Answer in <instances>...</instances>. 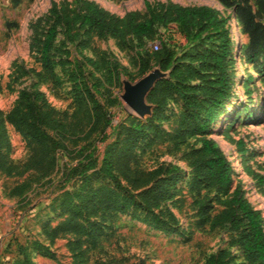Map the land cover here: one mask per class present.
<instances>
[{
	"label": "rangeland",
	"instance_id": "rangeland-1",
	"mask_svg": "<svg viewBox=\"0 0 264 264\" xmlns=\"http://www.w3.org/2000/svg\"><path fill=\"white\" fill-rule=\"evenodd\" d=\"M92 1L120 20H124L128 13H133L137 19L146 17L144 1L154 10L168 2L190 7L208 5L226 18L222 25L231 41L228 64L232 96L219 110L218 117L205 135L213 139L231 162L233 185L226 191L201 188L200 193L213 197V214L224 207L222 202L232 195L235 186H239L244 196L264 216V54L253 63L243 62L241 49L247 42V35L231 16V8L223 7L219 0ZM52 3L64 13L80 9L76 0H0V109L4 111L16 102L21 90H28L43 93L45 101L59 114L65 111L70 114L74 102L67 73L73 64H82L80 76L90 86L95 78L104 80L101 57L107 60L112 54L118 70L135 80L141 74L143 60L156 65L164 46L173 49L177 55L189 46L185 35L174 23L156 25L151 36L139 40L129 35L130 48L121 47L110 35L87 37L78 30L70 39L69 35L59 31L53 46L54 60H61L55 63V82L39 75L41 40L52 18ZM154 41L161 45L159 51H153ZM236 43L237 53L233 49ZM92 91L108 112L110 123L103 125L101 122L86 139L77 142L65 140L64 147L53 151L55 159L51 165L45 163L38 169H23L29 145L12 125L6 124L7 145L1 147L0 162L9 164V170L0 168V201L12 217L9 223L0 227V261L13 258L16 243L24 242L26 237L33 236L48 244L42 225L50 228L66 218L60 203L61 192L76 190L80 184L76 177L64 179V172L77 160L76 149L83 146V152H88L95 145V154L100 157L106 142L115 138L116 124L126 126L133 117H139L119 97L121 86L118 84L104 80L99 89L92 88ZM179 113L177 97L167 96L163 112L154 119L157 129L147 133L133 149L131 158V165L137 168L149 169L167 163L180 167L179 179L166 202L176 217L178 232L143 222L131 210L113 211L100 220L102 234L96 244L82 245L81 258L74 257L66 245L67 239L74 235L63 234L49 244L54 258L32 252L36 264H74L79 259L85 264H198L219 248H227L234 254L230 264H246L240 248L232 242L236 238L235 231L227 224L213 229H209L208 224L204 227L196 225L192 203L195 194L188 189L190 170L184 153L191 144L197 147L201 142L196 136H191L179 147L174 146L171 136L177 127ZM103 132L107 137L101 140ZM22 181L27 182L28 187L19 196H11L10 188ZM105 181L99 174L91 175L92 186ZM137 213L142 216L139 211Z\"/></svg>",
	"mask_w": 264,
	"mask_h": 264
},
{
	"label": "trees",
	"instance_id": "trees-1",
	"mask_svg": "<svg viewBox=\"0 0 264 264\" xmlns=\"http://www.w3.org/2000/svg\"><path fill=\"white\" fill-rule=\"evenodd\" d=\"M76 1L80 9L70 13L59 11L54 3L51 5L52 18L43 34L39 55V75L46 79L57 81L55 63L61 60H54L53 46L59 31L69 35L70 39L78 30L87 37L110 35L121 47L130 48L129 35L139 40L151 36L156 25L174 23L185 35L189 46L179 55L173 49L163 47L156 65L170 71L168 78L158 80L147 95V100L154 104L150 117L135 116L126 126L116 124L115 138L106 142L100 157L95 154V145L88 152H83V146L76 149L77 160L64 172V179L76 177L80 184L76 190L61 192L60 203L66 218L50 228L42 225L48 244L33 236L26 237L24 242L16 243L14 257L0 261V264H36L32 252L54 258L49 244L63 234L74 235L67 239L66 245L74 257L81 258L82 245L96 244L102 234L100 220L113 211L131 210L143 222L178 232L176 217L166 202L179 179L180 167L170 163L149 169L131 165L133 149L149 131L157 129L154 119L163 112L166 97L172 95L177 97L180 105L177 127L171 136L174 146L179 147L191 136H196L201 142L197 147L191 144L184 153L190 170L188 189L195 194L192 203L196 225L204 227L208 224V228L213 229L227 224L235 231L236 238L232 242L240 248L246 264H264V216L261 210L250 203L239 186H235L232 195L222 202L224 207L213 214V197L200 193L201 188L226 191L233 185L231 162L213 139L205 135L218 117L219 110L232 96L228 64L231 41L222 25L226 18L208 5L190 7L168 2L154 10L144 1L146 17L137 19L133 13H128L124 20H120L92 0ZM219 2L223 7L231 8V16L234 13L235 21L247 35V42L241 49L243 62L257 61L264 54V0ZM160 49L161 45L153 51ZM110 59L101 57L104 80L121 86L119 76L123 72L118 70L112 54ZM81 66L73 64L67 73L74 102L70 114L66 111L59 114L45 101L43 93L28 90H21L9 109H0V151L3 145H7L6 124H10L29 145L23 169H38L45 163L51 165L55 159L53 151L64 147L65 140L77 142L86 139L101 122L103 125L110 123L108 112L92 91V88L99 89L104 80L95 78L89 86L80 76ZM152 66L148 60H143L140 75ZM106 137V132H103L100 138L104 140ZM0 168L9 170V164L2 161ZM92 174H99L107 181L92 186ZM27 187L25 181L16 183L10 188V195L19 196ZM233 255L229 249L219 248L198 264H230ZM74 264L85 263L79 259Z\"/></svg>",
	"mask_w": 264,
	"mask_h": 264
},
{
	"label": "water",
	"instance_id": "water-1",
	"mask_svg": "<svg viewBox=\"0 0 264 264\" xmlns=\"http://www.w3.org/2000/svg\"><path fill=\"white\" fill-rule=\"evenodd\" d=\"M237 49L238 45L236 43L234 46L235 53H237ZM169 71V69L162 70L159 65H153L135 80L121 73L119 76L121 84L119 97L140 118L150 117L154 104L147 100V95L158 80L168 78Z\"/></svg>",
	"mask_w": 264,
	"mask_h": 264
},
{
	"label": "crops",
	"instance_id": "crops-1",
	"mask_svg": "<svg viewBox=\"0 0 264 264\" xmlns=\"http://www.w3.org/2000/svg\"><path fill=\"white\" fill-rule=\"evenodd\" d=\"M7 205H10V204H7ZM10 214L11 213L9 212L8 209L7 211H5V207L2 206V202L0 201V227L10 222L9 219L12 217ZM1 244L2 242H0V246ZM0 253H1V248H0Z\"/></svg>",
	"mask_w": 264,
	"mask_h": 264
},
{
	"label": "built area",
	"instance_id": "built-area-1",
	"mask_svg": "<svg viewBox=\"0 0 264 264\" xmlns=\"http://www.w3.org/2000/svg\"><path fill=\"white\" fill-rule=\"evenodd\" d=\"M158 47H159V43H158V41H154V42L152 43V48H153L154 50H156V49H158Z\"/></svg>",
	"mask_w": 264,
	"mask_h": 264
}]
</instances>
